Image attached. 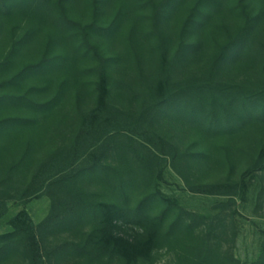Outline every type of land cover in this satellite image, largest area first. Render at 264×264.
Returning a JSON list of instances; mask_svg holds the SVG:
<instances>
[{"label":"trees","instance_id":"1","mask_svg":"<svg viewBox=\"0 0 264 264\" xmlns=\"http://www.w3.org/2000/svg\"><path fill=\"white\" fill-rule=\"evenodd\" d=\"M165 160L213 213L161 193ZM246 178L264 203V0H0V220L51 200L8 221L0 264H248Z\"/></svg>","mask_w":264,"mask_h":264},{"label":"rangeland","instance_id":"2","mask_svg":"<svg viewBox=\"0 0 264 264\" xmlns=\"http://www.w3.org/2000/svg\"><path fill=\"white\" fill-rule=\"evenodd\" d=\"M72 110L73 107L69 106L64 109L63 114H71ZM226 173V171L214 169L206 174L205 179L214 181L226 176ZM246 183L248 192L244 200H237V214L234 218L236 244L233 254L240 261L251 264L258 257L260 250V241L264 231V203L258 202L260 180L246 178ZM158 187L164 196L177 202L180 206L202 214L213 213V207L223 201V199L189 192L181 178L172 170L169 160L163 162V177L158 183ZM50 206L51 200L45 194L33 198L27 204L20 201L8 203L7 214L0 220V234L10 232L8 221L21 210H26L33 223L37 225L47 216ZM120 230L134 239L144 238L143 231L134 225L120 224ZM156 264H171V257L163 251Z\"/></svg>","mask_w":264,"mask_h":264}]
</instances>
